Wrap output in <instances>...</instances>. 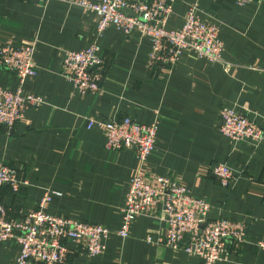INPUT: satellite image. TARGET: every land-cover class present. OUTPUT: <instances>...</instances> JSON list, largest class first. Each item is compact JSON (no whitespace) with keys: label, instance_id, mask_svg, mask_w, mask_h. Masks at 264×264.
Listing matches in <instances>:
<instances>
[{"label":"crops","instance_id":"1","mask_svg":"<svg viewBox=\"0 0 264 264\" xmlns=\"http://www.w3.org/2000/svg\"><path fill=\"white\" fill-rule=\"evenodd\" d=\"M194 3L201 18L220 26L221 62L185 51L173 69H153L150 37L111 25L98 39L105 60L101 89L79 94L62 74L64 54L96 38L98 15L58 0H0V41L35 42L38 66L22 85L0 67V86H21L45 100L27 109L12 132L0 126V165L16 168L27 182L15 193L3 187L0 199L15 215L35 209L47 188L59 190L48 212L111 230L102 254H72L64 264H201L196 255L148 240L167 232L158 213L137 215L128 237L117 234L140 162L130 150H108L103 130L87 122L124 116L141 123L159 119L155 148L144 164L148 179L178 178L209 202V219L247 226V243H230L217 264H264V248L257 245L264 242V142L236 141L220 130L224 107L264 127V0H173L167 26L181 28ZM217 163L233 172L227 186L211 171ZM19 251L15 240L0 241V264H17Z\"/></svg>","mask_w":264,"mask_h":264},{"label":"built area","instance_id":"2","mask_svg":"<svg viewBox=\"0 0 264 264\" xmlns=\"http://www.w3.org/2000/svg\"><path fill=\"white\" fill-rule=\"evenodd\" d=\"M46 3L49 0H38ZM78 5L98 15L96 38L84 49L66 50L62 74L79 94L97 93L105 77V60L101 55L98 39L111 25L126 34L139 30L150 37L152 47L148 64L151 68L173 69L185 51L210 62H221L224 42L220 26L198 15V4H192L181 28L167 26L173 10V0H58ZM252 0H237L244 5ZM123 8L130 10L124 11ZM36 43L0 41V67L15 73L21 85L27 77L38 74L35 62ZM44 98L32 92H24L20 86L10 89L0 86V126L12 132L27 109L39 107ZM221 132L236 140L264 142V127L255 119L235 108L224 107L220 112ZM156 117L152 122L141 123L130 116L122 118H89L87 127L98 126L106 135L108 150H132L140 165L129 182L125 203L121 208L122 225L117 234L128 237L135 217L139 214H156L168 223L163 237L150 242L161 243L174 250L184 251L200 258L201 264H217L228 253L229 244L243 246L247 243V226L228 218L209 219L210 204L192 194L180 179L158 175L148 179L144 164L155 148L159 126ZM220 184L227 186L233 172L225 163L211 168ZM27 182L18 170L0 165V194L3 187L18 192ZM59 190L47 188L37 207L29 212L19 210L10 214V208L0 199V241L15 240L20 245L17 264L39 262L64 264L72 254L88 257L102 254L104 241L111 234L109 227L87 221H78L54 215L47 208ZM264 248V242L257 244Z\"/></svg>","mask_w":264,"mask_h":264},{"label":"water","instance_id":"3","mask_svg":"<svg viewBox=\"0 0 264 264\" xmlns=\"http://www.w3.org/2000/svg\"><path fill=\"white\" fill-rule=\"evenodd\" d=\"M124 11H128L129 13H132L130 10L123 8ZM130 152H133L132 150H130Z\"/></svg>","mask_w":264,"mask_h":264}]
</instances>
